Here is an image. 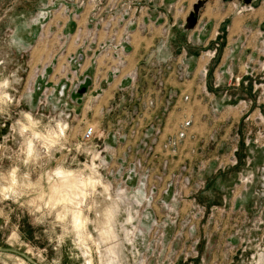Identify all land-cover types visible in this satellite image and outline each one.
Returning <instances> with one entry per match:
<instances>
[{"label":"rangeland","instance_id":"rangeland-1","mask_svg":"<svg viewBox=\"0 0 264 264\" xmlns=\"http://www.w3.org/2000/svg\"><path fill=\"white\" fill-rule=\"evenodd\" d=\"M112 5L0 0V264H264V63L246 94L209 90L206 67L189 90L191 57L168 31L126 72L127 46L118 58L89 27ZM99 57L124 76L110 97L77 103L55 84Z\"/></svg>","mask_w":264,"mask_h":264},{"label":"crops","instance_id":"crops-1","mask_svg":"<svg viewBox=\"0 0 264 264\" xmlns=\"http://www.w3.org/2000/svg\"><path fill=\"white\" fill-rule=\"evenodd\" d=\"M253 1H256V7L252 13L238 14L232 1L141 0L144 8L134 18L136 22L131 27V40L127 46L129 64L125 71L129 72L144 62L157 41L169 31L172 33L170 46L173 50L178 54L186 48L191 57L193 78L187 84V89L193 90L198 85L203 77L202 70L206 67L205 79L209 90L219 94L238 90L246 94L248 80L254 77V69L262 71L264 63V0ZM88 12H82L84 14L80 21H86ZM54 25L50 23L48 27L53 28ZM61 28L74 30L75 23L65 20ZM105 38V33L99 35L100 40ZM216 38L222 40L221 47L213 59L205 60L203 52L214 46ZM97 62L94 69L92 62L85 61L84 68L71 83L65 84L62 77L56 79L55 84L60 88L65 86L71 94L79 86H84V97L98 91L103 92L105 99L110 97L124 76L112 81L110 61L99 57ZM140 72L143 73V70ZM170 85L177 89L183 86L176 81H171Z\"/></svg>","mask_w":264,"mask_h":264},{"label":"built area","instance_id":"built-area-1","mask_svg":"<svg viewBox=\"0 0 264 264\" xmlns=\"http://www.w3.org/2000/svg\"><path fill=\"white\" fill-rule=\"evenodd\" d=\"M121 0H113V5L110 9L107 8H100V7H92L90 13L98 14L96 18V22L91 19V24L89 27L92 26L93 29H99L100 31L107 33L110 36V40L107 39L103 42L102 46L108 47H116L117 50V57L120 58L122 54H124V49L131 40L132 30L131 27L134 25L135 17L138 16L140 11L143 10V5L141 4V0H125L124 5H120L119 2ZM119 6V7H118ZM124 33V35H123ZM117 36V40H116ZM168 38V32H165L164 36L157 41V44L154 45V50L158 51L160 48L164 47ZM119 40V41H118ZM115 50V48H114ZM107 54V53H106ZM83 57L80 56L79 60H82ZM126 59V58H125ZM148 62V58L146 59ZM150 61V60H149ZM124 62V60H123ZM120 69L115 67L113 70L114 77H118V72ZM157 70H155L153 77H157L155 74ZM162 68H159V77L163 78ZM129 78H137V74L135 72L129 75ZM62 90H65V86L62 87ZM188 124V123H187ZM95 130L94 127L89 124L85 130L83 131V138L90 139L94 136Z\"/></svg>","mask_w":264,"mask_h":264},{"label":"water","instance_id":"water-1","mask_svg":"<svg viewBox=\"0 0 264 264\" xmlns=\"http://www.w3.org/2000/svg\"><path fill=\"white\" fill-rule=\"evenodd\" d=\"M86 93V87L79 86L78 90L76 92H72L71 97L73 101H76L77 103H81L83 99V95Z\"/></svg>","mask_w":264,"mask_h":264}]
</instances>
